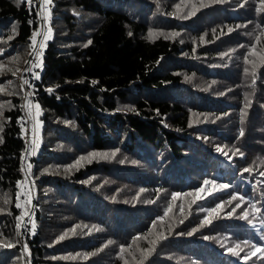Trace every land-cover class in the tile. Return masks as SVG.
Wrapping results in <instances>:
<instances>
[{
    "label": "trees",
    "instance_id": "trees-1",
    "mask_svg": "<svg viewBox=\"0 0 264 264\" xmlns=\"http://www.w3.org/2000/svg\"><path fill=\"white\" fill-rule=\"evenodd\" d=\"M48 5L33 67L38 2L0 0V264H264L261 0Z\"/></svg>",
    "mask_w": 264,
    "mask_h": 264
},
{
    "label": "rangeland",
    "instance_id": "rangeland-1",
    "mask_svg": "<svg viewBox=\"0 0 264 264\" xmlns=\"http://www.w3.org/2000/svg\"><path fill=\"white\" fill-rule=\"evenodd\" d=\"M49 6V5H48ZM48 12V10H46ZM45 17V22H46V13L44 14ZM42 22V21H41ZM44 23V21H43ZM41 27H42V23H41ZM49 30L51 31V37H52V29L50 28V26L46 23H44L43 27H42V34L40 37L38 35V38L36 40V45H35V50L32 49L31 54H30V61L33 65H37L36 63H38V59H40L41 55H37V53H42L44 48H40V42L43 41L46 45L48 40H45V36L46 34L49 32ZM41 31V29H40ZM40 33V32H39ZM50 40V39H49ZM23 83V82H22ZM24 85V83H23ZM39 111L38 109L34 106L31 105V117H32V126L31 128L28 127L29 129L26 130V135H25V139H26V143H27V151L25 154V158L27 161L28 155L27 153L29 152L30 154H33L34 151V147H35V135H36V129L39 125V121L37 120V115H38ZM29 160V159H28ZM28 162V161H27ZM28 163H26V165H24V172H25V179L22 180L21 184H20V190H19V200H20V205H22L23 207L25 206V202L26 199L31 200V198H33V195H35V189L33 188V179L30 180L31 177V168L28 167ZM33 169V168H32ZM32 206L35 207V205L32 203ZM31 209L29 212L25 211L24 215H23V220H22V235H24V237L27 236V234L29 233V227L32 223V219H33V215H32V211L34 210V207ZM25 233V234H24Z\"/></svg>",
    "mask_w": 264,
    "mask_h": 264
},
{
    "label": "snow or ice",
    "instance_id": "snow-or-ice-1",
    "mask_svg": "<svg viewBox=\"0 0 264 264\" xmlns=\"http://www.w3.org/2000/svg\"><path fill=\"white\" fill-rule=\"evenodd\" d=\"M26 2H27L28 4L31 5L32 0H26ZM50 3H51V0H42V5H41L42 9H43V10H47V9H46V6H47L48 4H50ZM261 3H262V5H264V0H261ZM261 10H264V8H262ZM38 35H40L39 32H34V33H33V36L31 37L32 44L30 45V47H31L33 50H35L36 37H37ZM51 38H52V37H51V31L49 30V32H48V33L46 34V36H45V40H49V39H51ZM9 39H11V37H9ZM88 43L90 44L91 41H89ZM44 47H45V43H44L43 41H41V42H40V48L42 49V48H44ZM262 51H264V50H262ZM30 54H31V53H30ZM37 55H38V56H39V55H42V53H37ZM248 55H249V56H253V55L258 56V57L260 58L261 62L264 63V55H261L260 53L256 52L255 49H253L251 52H249ZM245 61H246L247 63H252V64H253V69L255 68V63H254L253 61L249 60V59H248V56L245 57ZM36 66H39V65H33V67H36ZM5 68H6L5 65L0 64V72H3V71L5 70ZM25 71H31V68L26 69ZM244 71H245V73L247 74L249 70L246 68ZM12 74L15 75V72H13ZM252 76H253V81H252V83H253V85H254V84H255V72H254V71H253V73H252ZM34 78H35V79H39V75H38V74H34ZM11 83H12V81H8V85H11ZM23 83H24V84H28V81H27V80H24ZM6 88H7V85L0 84V93L6 94V95H12L13 93L7 92V91H6ZM48 91L51 92L52 89H48ZM25 99H27V97H25ZM249 103H250V101H249ZM7 104L10 105L11 102L9 101V102H7ZM25 106H27V105H24V106H22V107H25ZM4 107H5L4 104H0V116L3 115V111H2V109H3ZM36 107H37V109H39V105H36ZM2 130H3L2 125H0V131H2ZM241 135H243V133H241ZM2 142H3V138L0 137V143H2ZM107 155H108V154L92 153V154H90V157H89V158H91V157H97V156H101L102 158H107ZM112 155H115V153H113ZM81 159H88V158H84V157H82ZM79 163H80V162L77 161V165H78ZM28 167L31 168V165H28ZM246 171H247V169H246ZM224 187H227V186L225 185ZM18 198H19V197H18ZM5 203H8V201H5ZM16 207L19 208V207H21V205H20L19 203H17V204H16ZM18 219H19V218H18ZM17 227H19V224L17 225ZM34 227H35V225L33 224V228H34ZM63 238H64V237L62 236L61 239H63ZM258 251H259V249H258ZM71 258H72V259H75V257H71ZM65 259H69V257H65Z\"/></svg>",
    "mask_w": 264,
    "mask_h": 264
},
{
    "label": "built area",
    "instance_id": "built-area-1",
    "mask_svg": "<svg viewBox=\"0 0 264 264\" xmlns=\"http://www.w3.org/2000/svg\"><path fill=\"white\" fill-rule=\"evenodd\" d=\"M37 2H38V7H39V18H40V20L42 21V27H43V25H44V23H46L45 22V17H44V14H45V12H46V10H43L42 9V7H41V5H42V0H37ZM46 9L48 10L49 9V6L47 5L46 6ZM43 21H44V23H43ZM42 27H41V31H40V35H39V37L41 36V35H43L42 34ZM32 173H33V169H32ZM31 200H32V202H33V204H35V200H36V193H35V195H33V198H31ZM33 207L34 206H32V209H33ZM32 215H33V211H32ZM23 232V231H22ZM25 234V233H24Z\"/></svg>",
    "mask_w": 264,
    "mask_h": 264
},
{
    "label": "bare ground",
    "instance_id": "bare-ground-1",
    "mask_svg": "<svg viewBox=\"0 0 264 264\" xmlns=\"http://www.w3.org/2000/svg\"><path fill=\"white\" fill-rule=\"evenodd\" d=\"M235 208V207H234Z\"/></svg>",
    "mask_w": 264,
    "mask_h": 264
}]
</instances>
